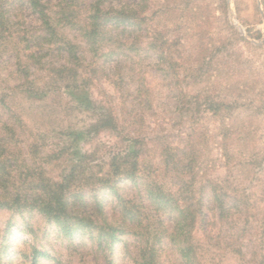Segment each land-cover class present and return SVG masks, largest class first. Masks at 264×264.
Instances as JSON below:
<instances>
[{
    "label": "rangeland",
    "instance_id": "rangeland-1",
    "mask_svg": "<svg viewBox=\"0 0 264 264\" xmlns=\"http://www.w3.org/2000/svg\"><path fill=\"white\" fill-rule=\"evenodd\" d=\"M51 1L53 10H58L60 0ZM95 1L86 0L84 7L89 8ZM140 1L107 0L106 6L134 10ZM142 17L140 30L128 39L138 41L140 53L126 49L112 60L94 59L80 32H62L83 48L87 63L97 64L99 73L90 87L92 97L98 102L106 101L105 94L112 97L110 101L127 138H145L149 148L158 154L166 145L185 151L194 123L179 108L180 88L173 70L148 50V43L155 34L169 40L181 39L185 52L202 48L208 58L214 59L212 84L205 86V98L225 101L230 108L217 115L202 109L195 118L198 125L194 128L201 127L206 136L201 142L200 178H210L239 202L229 206L223 220L209 193L214 225L211 222L206 233L197 225L191 231L192 241L200 264H264V0H152ZM12 19L13 30L22 22L37 23L30 13L18 19L12 13ZM66 62L62 57L53 59L56 66ZM120 66L128 94L124 99L108 80ZM16 70L11 46L0 48V93L21 84ZM51 74L34 72L44 97L31 100L18 90L9 99L11 112L0 106V121L19 128L27 160L41 167L53 181L62 180L73 164L79 165L80 156L93 154L95 159L80 165L75 187L84 189V205L73 214L124 228L129 234L113 244L98 240L96 231L92 235L81 230L68 236L36 211L14 213L0 209V252L1 246L6 247L0 264H34L31 255L35 249L49 256L38 257L35 264H141V250L153 231L144 228L143 237L137 227L126 223L118 196L135 203L152 228L159 230L158 219L150 211L141 184L127 181L117 184L115 191L98 187L95 194L91 192V173L95 172L92 167L109 158L112 147H117L116 138L104 132L95 140L87 137L73 144L71 135L88 128L94 121L93 111L77 100L76 92L65 88L67 76L58 81ZM144 77L150 83L147 97L137 92ZM224 127L231 128L229 157L224 155ZM162 221L173 233L172 220L163 215ZM162 249V264H184L177 246L166 238Z\"/></svg>",
    "mask_w": 264,
    "mask_h": 264
},
{
    "label": "trees",
    "instance_id": "trees-1",
    "mask_svg": "<svg viewBox=\"0 0 264 264\" xmlns=\"http://www.w3.org/2000/svg\"><path fill=\"white\" fill-rule=\"evenodd\" d=\"M106 1L96 0L86 8V0H60L58 10L54 11L51 0H0V48L11 46L15 53L16 74L22 81L9 91L0 93V106L11 112L9 99L18 90L23 91L31 100L42 99L43 89L37 86L34 72L47 71L58 81L67 76L65 88L76 92L77 100L85 108L92 110L94 116V121L85 131L71 135L72 143L77 144L87 137L95 140L104 132L111 133L116 138L117 147H112L109 158L92 167L95 172L91 173V192L95 194L98 187L115 191L117 184L127 181L141 184L146 201L151 207L150 211L158 219L159 230L152 228L149 218L144 216L135 203L118 196L126 223L137 227L140 232L138 234L143 237L144 228L153 231L147 235L148 242L141 250V264H162L160 259L165 238L177 246L184 264H200L191 231L198 225L206 233L210 231L211 222L214 225V216L208 206L209 193L219 211L220 219L223 220L229 214V206L239 202L210 178H200V149L206 136L201 127L194 128L198 125L195 118L202 109L217 115L224 108H230L225 101L216 102L205 98L204 88L213 78L214 59L208 58L202 48L185 52L181 39L169 40L155 34L148 43V50L154 51L158 60L173 70L172 75L180 88L179 108L193 119L194 125L188 134L185 151L166 145L158 154L149 148L145 138H127L116 108L110 101L112 97L103 95L105 102H98L92 97L90 87L99 73L97 64L87 63L82 54L83 48L62 32L64 29L80 32L94 59L112 60L126 49L139 54L138 41L134 39L128 42V39L130 34L140 30L142 15L152 0H141L134 10L106 6ZM12 13L16 19L30 13L35 16L37 23L33 25L22 22L13 30ZM56 57L66 58L67 62L56 66L53 63ZM120 67L108 80L124 99L128 94H125L127 89L123 66ZM149 87V81L145 77L141 78L137 92L147 97ZM18 129L15 124L0 121V209L14 213L36 211L51 224L58 225L68 236L81 230L91 234L96 231L98 240H107L113 244L120 236L129 234L124 228H115L107 222L98 224L90 217L73 214L84 205V189L75 187L80 165L87 159H95L93 154L80 156L79 165L73 164L62 180L53 181L45 176L41 167L27 160ZM224 129L227 132L222 134L224 155L229 157L227 143L231 128ZM242 139L239 138V141H244L245 138ZM122 142L126 146L124 144L122 148L118 147ZM65 150L61 148V151ZM242 204L246 207V202ZM163 215L169 221L172 220L173 233H169L168 225L162 221ZM4 248V245L1 246V261L6 253ZM238 253L242 256L240 250ZM31 256L34 264L38 257H49L36 249Z\"/></svg>",
    "mask_w": 264,
    "mask_h": 264
}]
</instances>
